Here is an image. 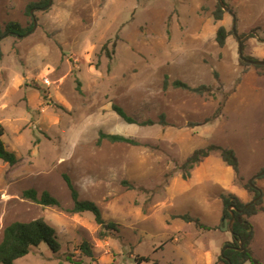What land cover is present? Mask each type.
<instances>
[{
    "label": "rangeland",
    "instance_id": "374dc122",
    "mask_svg": "<svg viewBox=\"0 0 264 264\" xmlns=\"http://www.w3.org/2000/svg\"><path fill=\"white\" fill-rule=\"evenodd\" d=\"M42 1L0 0V26L32 25L25 37L0 40V123L19 159L0 160V243L10 224L43 218L60 250L42 243L15 264H215L233 240L222 224L220 197L233 194L224 182L248 193L244 203L255 200L246 188L254 184L264 207V66L241 64L237 38L243 57L264 62V0H222L229 12L221 21L218 0H53L28 11ZM220 26L231 32L224 47L216 42ZM167 77L211 90L165 89ZM115 105L137 123L125 122ZM162 114L166 126L140 124ZM101 132L137 144L98 145ZM212 144L235 151L239 174L218 153L182 169ZM63 175L113 229L71 212ZM31 188L48 191L60 207L24 199ZM186 214L211 229L179 217ZM250 221L252 253L264 263V213ZM85 241L92 257L79 251Z\"/></svg>",
    "mask_w": 264,
    "mask_h": 264
},
{
    "label": "trees",
    "instance_id": "16d2710c",
    "mask_svg": "<svg viewBox=\"0 0 264 264\" xmlns=\"http://www.w3.org/2000/svg\"><path fill=\"white\" fill-rule=\"evenodd\" d=\"M48 2L49 0L33 2L29 5L28 11L32 8H43L47 6ZM224 13V10L220 4H218L216 11L214 12L215 20H223ZM31 29L32 25L30 27H23L18 22L10 21L4 27L0 26V40L7 35L21 37L31 31ZM230 34L231 32H229L225 26H220L218 28L216 33V42L220 47H224L226 45L227 38ZM252 34L253 33H250L244 35L243 37L254 38ZM245 59L249 61H258L253 57H246ZM240 62L242 65H247L243 60ZM170 85L175 89H182L197 95H204L211 90L210 87L206 85L191 87L187 83L180 80H175L170 83L167 77L164 88L167 89ZM113 108L125 122L129 124L137 123L125 112L122 107L115 105ZM140 124L149 126L155 124L162 126L168 125L165 114L160 116L158 122L147 120ZM4 135L5 128L0 123V160L10 166H13L19 162V159L15 152L10 151L7 148L3 140ZM103 140H107L110 143L137 144L133 139L125 136L105 134L101 132L99 135L98 145H100ZM212 153L220 154L222 160L230 166L236 174H239L240 165L235 151L215 144L209 145L206 148L195 150L183 163L182 169L185 171L192 170L197 164L208 158ZM188 174L189 173L184 175L185 179L190 176ZM63 178L70 190L71 198L73 200V208L71 209L72 213H91L94 216L96 223L101 227L107 229H113L115 227L114 223H107L104 220L102 211L95 202L80 199L79 192L74 187L69 176L63 175ZM246 188L254 194V199L259 198L258 201L255 203H244L234 194H222L220 197L223 204L222 224L231 220L232 212L235 214V219L233 223V240L224 244L223 248H226L224 254L219 257L215 264H264L254 258L252 253L251 245L254 241L255 231L250 221V218L257 215L259 212L264 213V207L262 206L263 193L260 189L254 186V184H247ZM23 198L44 207H60V202L48 191H43L41 195H39L36 189L31 188L23 192ZM229 208H234V210H229ZM179 217L188 223H195L196 226L201 229H211L201 224L199 219L193 218L188 214L181 215ZM42 243L49 245L54 252H58L61 248L56 230L43 218L30 222H14L7 226L4 230L3 239L0 243V264H15V261L27 256L33 248L38 247ZM79 251L87 257L93 256L92 247L86 241L79 246ZM67 259L71 263H74L72 259ZM138 261L148 262L149 258L143 257L140 260L138 259Z\"/></svg>",
    "mask_w": 264,
    "mask_h": 264
},
{
    "label": "water",
    "instance_id": "95a60500",
    "mask_svg": "<svg viewBox=\"0 0 264 264\" xmlns=\"http://www.w3.org/2000/svg\"><path fill=\"white\" fill-rule=\"evenodd\" d=\"M52 1L53 0H49V3H48V5L46 6V7H49L51 4H52ZM218 3L220 4V6L222 7V9L224 10V11H227V12H229V8L226 6V4L222 1V0H218ZM36 28V21H34V28H33V30ZM29 33H27V34H25V35H23V36H21V37H25V36H27ZM234 34H235V36L237 37V33L235 32V29H234ZM238 38V42H239V55H240V58L243 60V61H245V62H247V63H249V64H252V65H262V66H264V62H262V61H249V60H246L244 57H243V47H242V40L239 38V37H237ZM262 175H264V172H262V173H260L259 174V176H262ZM258 199L259 198H257V199H255L253 202H251V203H255L256 201H258ZM229 210H234V208H229ZM231 220L229 221V222H225V225H224V227H223V229L224 230H229V232L231 233V234H233V223H234V219H235V214H234V212H232L231 213ZM226 249V248H225ZM225 251V250H224ZM224 251L222 252V254H221V256H223V254H224Z\"/></svg>",
    "mask_w": 264,
    "mask_h": 264
},
{
    "label": "crops",
    "instance_id": "0c3cea01",
    "mask_svg": "<svg viewBox=\"0 0 264 264\" xmlns=\"http://www.w3.org/2000/svg\"><path fill=\"white\" fill-rule=\"evenodd\" d=\"M227 172L230 173V170L227 169ZM213 176H216V183L223 185V180L221 175L214 174ZM199 181V176L198 173L196 171L193 172L192 177H191V187H193L194 185H196ZM224 186L226 187V189L231 190V192L236 195L237 197H240L241 199H243V202L247 201V199H249L248 193L245 192L243 189L240 188H234L233 186L229 185L228 182H224Z\"/></svg>",
    "mask_w": 264,
    "mask_h": 264
}]
</instances>
